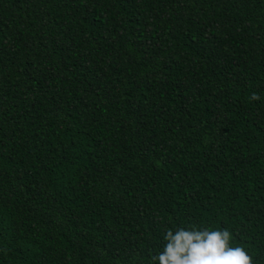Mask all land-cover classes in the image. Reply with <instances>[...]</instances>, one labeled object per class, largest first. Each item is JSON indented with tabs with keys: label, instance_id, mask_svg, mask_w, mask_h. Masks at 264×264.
<instances>
[{
	"label": "trees",
	"instance_id": "trees-1",
	"mask_svg": "<svg viewBox=\"0 0 264 264\" xmlns=\"http://www.w3.org/2000/svg\"><path fill=\"white\" fill-rule=\"evenodd\" d=\"M181 227L264 264V0H0V264Z\"/></svg>",
	"mask_w": 264,
	"mask_h": 264
},
{
	"label": "clouds",
	"instance_id": "clouds-1",
	"mask_svg": "<svg viewBox=\"0 0 264 264\" xmlns=\"http://www.w3.org/2000/svg\"><path fill=\"white\" fill-rule=\"evenodd\" d=\"M253 100L259 96L252 94ZM163 251L152 257L158 264H253L241 247H230V233L183 227L168 230Z\"/></svg>",
	"mask_w": 264,
	"mask_h": 264
}]
</instances>
